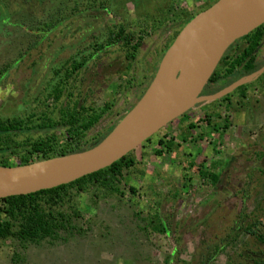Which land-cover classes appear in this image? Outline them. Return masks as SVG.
Instances as JSON below:
<instances>
[{
	"label": "rangeland",
	"instance_id": "374dc122",
	"mask_svg": "<svg viewBox=\"0 0 264 264\" xmlns=\"http://www.w3.org/2000/svg\"><path fill=\"white\" fill-rule=\"evenodd\" d=\"M75 1L79 11L60 20L64 13L59 7L71 8ZM208 1L217 0H0V119L32 114L36 120L52 107L48 94L63 76L62 68L69 67L70 59L84 57L87 63L69 87L81 97L90 94L87 105H108L96 130L118 124L140 101L163 50L184 28L178 26L181 13L193 18ZM38 23L52 25L43 38L27 29ZM121 23L142 32L136 55L127 57L119 45L98 52L108 29ZM263 59L261 50L259 61ZM254 81L244 98L233 93L228 106L220 101L198 104L138 146L133 151L137 159L140 150L148 155L124 180L136 196L127 192L88 207L79 222L85 231L67 243L23 246L0 240V264H165L174 250L172 264L193 263L201 239L211 242L226 235L242 209L243 223L253 226L255 236L242 233L213 264H252L239 255L264 252L257 238L264 224V79ZM208 113L213 116L207 124L203 119ZM189 123L195 124L193 140L182 142L181 131ZM38 136L12 135L6 145ZM159 139L172 140L177 147L157 156L153 148ZM3 157L8 167L18 170L15 157L0 154V161ZM200 164L220 174L216 185L199 177ZM78 201L92 206L85 195ZM157 211L161 217L171 213L175 227L165 234H145V219L155 218Z\"/></svg>",
	"mask_w": 264,
	"mask_h": 264
},
{
	"label": "trees",
	"instance_id": "16d2710c",
	"mask_svg": "<svg viewBox=\"0 0 264 264\" xmlns=\"http://www.w3.org/2000/svg\"><path fill=\"white\" fill-rule=\"evenodd\" d=\"M212 3L214 4V2L208 1L202 5L197 14L213 5ZM86 8L93 9L92 5H88ZM78 9L79 4L76 1L71 8L67 5L60 6L59 12L61 11L64 15L59 19L64 20L66 17L73 16L74 12L79 11ZM191 19V13H181L178 26L184 27ZM51 27L50 24L38 23L27 29L35 33L37 38H43L51 30ZM140 33L142 34L141 31L131 30L123 23L111 26L104 44H99L96 50L101 52L111 45H119L123 51L127 50L124 53L127 57L129 55L133 58L140 47L142 38L137 37ZM167 48L163 50V53ZM261 50L264 51V23L229 46L207 81L202 94H213L237 79L260 69L264 65V59L259 61ZM70 62L69 67L62 68L63 76H59L57 83L48 94L52 100L51 108L40 114L36 120H33L32 114L27 119H0V154L15 157L20 167L29 166L35 161L88 150L103 140L117 125L115 122L108 128L96 130L101 119L107 113L108 105H104L100 109L87 105L86 99L90 94L81 97L76 93L74 87H69L70 84L75 83L74 79L80 75L87 59L84 57L81 61L70 59ZM59 73L58 69L54 71L55 76H58ZM263 79L264 72L254 82H261ZM247 85H242L215 101L226 103L228 106L233 93H238L240 98L245 97ZM186 115L187 113L182 117ZM212 116V113H208L203 120L208 124L210 123L209 118ZM226 127L225 124L223 128L226 129ZM194 128L195 124L193 123L186 125L187 131L186 129L182 130L180 134L182 142L193 140L191 137ZM32 132L39 136L35 139L28 137L20 142L13 141L10 146L6 145L10 136ZM148 141L149 139L145 142ZM145 142L140 144V147H143ZM155 146L153 154L157 156L163 154V149L170 151L177 147L173 145L172 140L164 141L163 139H159ZM133 151L110 166L70 183L27 195L0 199V240H13L25 246L29 243L39 244L44 241L67 243L71 237H79L85 231L79 222L83 220V214L88 207H95L102 200L122 198L127 192L131 197L136 196V189L126 186L124 180L127 175L135 172L148 153L147 150H140V159H137L133 155ZM187 163L189 167L193 165L191 160H187ZM0 167H8L4 157L0 161ZM197 173L200 178L207 180L210 184L216 185L220 181V174L210 171L209 167L203 164L198 166ZM80 195L87 196L92 206L89 203L81 206L78 201ZM176 195L178 194L176 193ZM156 214L158 216L155 218L147 217L145 219L141 230L145 234L149 231L159 234L169 233L175 227L173 221L170 220V216L173 217L172 214L164 215V217H161L158 211ZM245 218L242 209L237 215L236 223L226 232V235L211 242L201 239L195 261L183 264H213L216 257L230 247L239 235L247 233L255 236L253 226L244 225ZM262 233L257 238L261 243H264V224ZM177 241L179 240L177 239ZM175 252L174 250L171 255L167 256L165 264H172ZM239 257L248 263L264 264V252L262 251H243Z\"/></svg>",
	"mask_w": 264,
	"mask_h": 264
},
{
	"label": "water",
	"instance_id": "95a60500",
	"mask_svg": "<svg viewBox=\"0 0 264 264\" xmlns=\"http://www.w3.org/2000/svg\"><path fill=\"white\" fill-rule=\"evenodd\" d=\"M263 3L264 0H217L198 13L183 30L194 22L198 28L196 35L201 44L174 91L158 100L154 108L143 110L141 99L146 96L147 89L137 105L114 129L88 150L35 161L29 166L19 167L11 179L2 173L0 168V199L55 188L104 169L135 150L196 105L218 100L236 88L256 80L264 72V65L213 94H202L207 81L229 46L264 23L250 26L251 17ZM227 4L231 6L230 12L227 18L223 19V7ZM201 18L206 20L207 30L204 36L199 24ZM155 80L156 73L149 86ZM24 168L29 170L20 172Z\"/></svg>",
	"mask_w": 264,
	"mask_h": 264
},
{
	"label": "bare ground",
	"instance_id": "6f19581e",
	"mask_svg": "<svg viewBox=\"0 0 264 264\" xmlns=\"http://www.w3.org/2000/svg\"><path fill=\"white\" fill-rule=\"evenodd\" d=\"M230 5L223 7V19H226L230 12ZM264 22V3L259 7L256 13L250 19V26H255ZM202 27V35L207 30L205 18L199 22ZM185 27V26H184ZM198 28L194 22H191L186 29H182L173 42L168 46L159 60L156 73V80L148 88L146 96L141 99V109L154 108L155 104L161 98L171 93L177 88V84L195 56L200 47V39L196 35ZM1 172L11 179L15 170L12 167H0ZM29 169L24 168L20 172H27Z\"/></svg>",
	"mask_w": 264,
	"mask_h": 264
}]
</instances>
